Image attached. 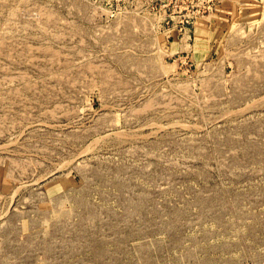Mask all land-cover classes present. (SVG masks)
I'll return each instance as SVG.
<instances>
[{"label":"rangeland","instance_id":"1","mask_svg":"<svg viewBox=\"0 0 264 264\" xmlns=\"http://www.w3.org/2000/svg\"><path fill=\"white\" fill-rule=\"evenodd\" d=\"M0 264H264V0H0Z\"/></svg>","mask_w":264,"mask_h":264},{"label":"bare ground","instance_id":"2","mask_svg":"<svg viewBox=\"0 0 264 264\" xmlns=\"http://www.w3.org/2000/svg\"><path fill=\"white\" fill-rule=\"evenodd\" d=\"M79 119V118H78ZM83 119V118H82ZM115 124H117V123H115ZM113 134V133H112ZM105 136V135H104ZM191 254H193V253H191Z\"/></svg>","mask_w":264,"mask_h":264}]
</instances>
